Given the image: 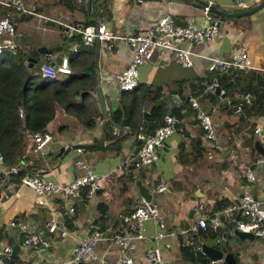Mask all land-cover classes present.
Segmentation results:
<instances>
[{
  "label": "crops",
  "instance_id": "obj_1",
  "mask_svg": "<svg viewBox=\"0 0 264 264\" xmlns=\"http://www.w3.org/2000/svg\"><path fill=\"white\" fill-rule=\"evenodd\" d=\"M23 1L35 10L37 7L39 14L51 20L31 16L18 20L14 26L16 32L13 40L16 49L26 53L37 47H46L57 57L54 65L61 57L69 60L72 55L75 88L78 87L75 105L83 106L84 112H75V119L59 112L52 124L53 141L43 153L30 150L11 162L12 167L20 165L27 168V174H40L50 181L64 184L83 174V170L75 164L80 159L95 173L108 176L92 197H87L83 188L76 197L64 199L60 195H53L39 204L31 188L18 185L15 177L6 174L10 169L9 163L0 164V189L8 191L7 197L0 200V251L10 247L9 254L4 255L9 264H59L70 257L73 247L89 233L90 225H94L104 238L113 236L123 228L121 217L143 198L139 184L152 195V203L159 205L168 227L177 230L186 229L200 218L213 216L218 211L217 203L236 208L242 195L247 192L264 208V164L254 162L262 158L255 149V142L259 141L264 147L263 115L258 113L246 120L241 119L239 106L232 105L227 96L222 98L221 91L214 103L206 98L211 91L215 93V87L209 81L213 76L208 59L230 58L240 48L246 49L251 68L240 73L225 72V75L230 76L231 81L239 77L237 88L253 86L264 90V8L248 18L220 21L213 41L192 45L190 68L181 67L176 62L175 53L165 50H155L149 61L138 68L137 93L146 89L150 93L159 92L156 105H163L167 114L171 110L179 111L178 114H171L177 120L174 132L157 149L158 159L154 166L143 167L141 176L139 169L132 168L140 146L135 134L140 126L145 127L140 121L149 117L150 102L147 100L145 105L141 102L130 114L138 128H121L109 122L111 114L118 108L131 111L128 107L131 93L124 95L117 89L116 82L117 75L131 62V48L121 40L82 46L78 36L71 40L64 39L61 28L54 21L63 20L78 26L85 22L103 24L110 33L123 35L138 33L165 14L172 15L179 25H184L188 20L200 24L204 8L201 1L227 13L243 9L237 8L233 0H143L142 3L137 0H75V9L68 8L65 0ZM90 1H94L93 7H87ZM243 1L249 8L259 0ZM73 46L76 47L75 51ZM41 61L42 56L34 65L36 73ZM98 87L107 117L100 107L96 92ZM192 99L211 116L222 150H217L204 140L195 111L189 104ZM249 101H253V97H249ZM144 113H147L146 116ZM124 118H127V113ZM261 123L262 133L257 136L254 130ZM114 129L116 135L113 134ZM93 144L96 146L83 147ZM77 149H81V152ZM124 162L127 165L123 174L116 173ZM240 163L253 164L255 180L252 183L246 181L239 168ZM159 183L166 184L168 190L153 193ZM70 208H73L72 212ZM239 218L238 210L232 211L230 216L221 217L218 236L205 239L202 244L220 247L224 242L223 253H230L236 264H264V242L236 236L235 221ZM51 219L56 223L53 233L45 230L46 223ZM12 221L26 223L36 231H44L43 235L50 241L49 248L37 252L26 246L24 235L9 227ZM62 231H65L63 236ZM186 236L182 234L173 241L170 250L163 251V257L169 264H184L179 253V241ZM14 247L17 250L12 252ZM144 248L145 244L141 243L135 251L130 252L136 264H147ZM95 254L97 259L85 264H101V259L114 264L119 249L105 239L96 244Z\"/></svg>",
  "mask_w": 264,
  "mask_h": 264
},
{
  "label": "built area",
  "instance_id": "obj_2",
  "mask_svg": "<svg viewBox=\"0 0 264 264\" xmlns=\"http://www.w3.org/2000/svg\"><path fill=\"white\" fill-rule=\"evenodd\" d=\"M77 1L81 2L82 0ZM233 1L237 8H246L243 0ZM137 2L142 3L143 0H137ZM0 5L39 20H51L39 14L34 7L27 6L23 0H0ZM54 23L61 28L64 39L71 40L78 36L81 45L85 47L92 46L94 42L121 40L131 48V62L116 77L117 89L120 92L132 91L138 86V68L149 61L155 50L173 51L176 55V62L183 68H190L193 55L192 45L213 41L218 31L217 21L212 18L209 7L203 8V20L200 24L188 20L184 25H179L172 15L165 14L148 28L138 33L123 35H114L107 31L103 24L98 23L85 26H78L63 20L54 21ZM15 32L14 25L7 18L0 19V53L4 49L15 51L17 47L13 41ZM72 49L75 51L76 47L73 46ZM56 60L57 57L54 53L42 56V61L38 67L41 77L55 80L72 73L68 58L61 57L57 64L52 65ZM208 60H210L209 70L211 71H242L251 68L245 48L238 49L235 55L227 59L209 58ZM212 85L217 87L216 83ZM190 106L195 111L196 119L203 131L204 140L211 143L217 150H222V147L218 145L216 127L209 113L193 99L190 101ZM23 116V112L20 110L19 117L23 118ZM176 122L175 117L167 114L163 117L162 124L152 133H147L143 126L138 128L135 138L140 142V146L133 164L134 169L138 170L150 166L157 161V149L174 132ZM262 126L263 123L256 126L255 135H261ZM113 134H117L116 129H114ZM32 141L33 148L31 151L42 154L44 149L53 141V134L52 132L34 133ZM77 151L81 152V149H77ZM254 162L264 164V158L259 157ZM2 163L4 164V158L0 153V164ZM75 164L83 170V174L69 183L58 184L40 174H24L18 185L31 188L39 204H43L46 198L53 195H60L64 199L76 197L83 188L86 189V196L92 197L101 188L103 180L108 175L95 173L83 160L77 159ZM126 165V162L120 164L116 173L123 174ZM252 165L251 163L239 164L241 172L249 183L255 180ZM18 172L17 167H10L6 174L11 176ZM262 188L264 189V184ZM167 190L166 184L159 183L153 193H163ZM7 195L8 191L0 189V200L6 198ZM237 210L240 218L235 221V229L239 232L251 233L264 242V208H261L260 202L248 192L242 195L236 208L231 205L224 206L213 216L200 218L184 230L168 227L159 207L141 198L129 213L121 217L123 228L119 232L104 238V235L94 225H90L89 233L73 247L70 257L62 260L59 264H85L96 260L95 246L99 241L105 239H109L119 249V256L114 264H136L130 252L135 251L141 243L145 244L144 258L147 264H169L167 259L163 257V251L170 250L173 241L177 240L180 235L195 234L199 229L206 227L218 231L221 217L230 216L232 211ZM69 211L72 212L73 208H70ZM9 227L19 230L24 235V244L37 252L46 250L50 246L49 239L43 235L44 231H36L28 224L17 221L10 222ZM45 230L49 233L56 230V223L53 219L46 223ZM61 235H65V231H62ZM198 251L203 254L201 247L198 248ZM9 252L10 247L0 251V264H5L3 257ZM100 261L101 264H109L104 259ZM222 262L223 259H220L210 261L209 264H221Z\"/></svg>",
  "mask_w": 264,
  "mask_h": 264
},
{
  "label": "trees",
  "instance_id": "obj_3",
  "mask_svg": "<svg viewBox=\"0 0 264 264\" xmlns=\"http://www.w3.org/2000/svg\"><path fill=\"white\" fill-rule=\"evenodd\" d=\"M65 1L68 8L75 9V0ZM36 10L40 12L37 7ZM210 14L217 22H233L249 17L220 18L212 12ZM25 17L30 16L0 5V19L7 18L15 27L17 21ZM88 24H92V22L82 23L81 26ZM72 62L73 58L71 55L68 64L69 67L71 66L72 73L69 76L64 79L51 80L41 77L39 71L36 73L34 66L28 68L26 56L20 49H15L14 52L10 49H4L0 53V153L4 158V163L15 162L16 158H21L32 150V136L34 133L52 132L53 121L59 112L75 119V112L84 110L83 106L75 105L74 98L78 87L75 88V73L72 68L74 64ZM227 73H230V71H227ZM212 76L213 78H209L211 85L216 83L223 95L230 98V103L239 106L242 115L241 119L246 120V118L255 116L258 113L264 116L263 89H257V87L253 86L237 88L236 82L239 77L231 81L230 76L225 75V72L222 71H212ZM137 87L132 91L123 92L124 95H126L125 93H131V102L128 105L131 111L128 112L124 108L122 110L118 108L111 114L109 122L115 126L119 125L121 128L125 126L135 128L134 126H137V124H134L136 122L132 121L130 114L141 105V102L142 105H145L148 100L151 104L149 117L142 119L140 122L145 125L146 128L143 127L147 133H152L162 124L163 117L167 115V111H165L163 105H156V101L160 97L159 92L150 93L146 89L138 94L139 90ZM80 88L81 86H79ZM234 94H239V96L234 97ZM218 96V94L211 91L206 95V98L209 102L212 101L214 103ZM249 97H253V101L250 102ZM20 110L23 112V118L19 117ZM126 113L127 118L125 119ZM178 113L179 111L171 110L169 115ZM178 117L180 118L179 115ZM140 122L138 121V125ZM136 132H138L137 129ZM17 168L19 172L16 175H12V177H15L18 180L17 183H19L21 177L27 174L25 172L27 168L20 165ZM223 207L220 203L216 205L218 211ZM204 229L201 232L197 231L195 234L187 235L183 240L180 239L179 253L184 264H209L210 260L204 254H201L198 248L201 247L205 239H215L218 233L208 227Z\"/></svg>",
  "mask_w": 264,
  "mask_h": 264
},
{
  "label": "water",
  "instance_id": "obj_4",
  "mask_svg": "<svg viewBox=\"0 0 264 264\" xmlns=\"http://www.w3.org/2000/svg\"><path fill=\"white\" fill-rule=\"evenodd\" d=\"M103 1L104 0H102V2ZM200 3L203 7H209L210 12L214 13L216 16H218L220 18L248 17V16H251V15L255 14L256 12H258L259 10L264 8V0H259L254 6L240 10V11H236L233 13H227V12L219 11L214 6L209 5L208 3H205L202 1ZM93 5H94V1L87 2V7H93ZM217 24H218L217 26L219 27L220 21H218ZM50 53H52V50L47 49L46 47H37L36 49H33L31 51L24 53L26 56L27 67L32 68L34 65L38 64L41 56H44V55H47ZM52 65H54V64L52 63ZM220 91H221L220 87H215V93L216 94H220ZM96 92H97V97H98V100L100 103L101 110L104 113V115L107 117V114L105 111V104L103 101V96L101 94V89L98 87L96 89ZM221 97L224 98L223 93H221ZM159 102H161V100H159ZM146 114L147 113H144V116H146ZM138 144H140V142ZM94 146H96V144L83 145V147H85V148L94 147ZM255 149L258 152V154L264 158V147L259 143V141L255 142ZM62 150L63 149H60V151H62ZM12 165H13V163L9 162V167H12ZM150 166L153 167L154 164H152ZM142 170H143V168L138 170L141 176H143ZM138 187H139L140 194L143 197V199H145L149 203H152L153 197L151 194L148 193L147 189H145V187L141 186L140 184L138 185ZM157 206L159 207V205H157ZM198 231L200 232L201 229H199ZM235 234L240 239H250V240H254V239L258 240L259 239L258 237L252 235L251 233H243V232L237 231ZM224 248H225L224 242L222 243V245L220 247H212V246H208L206 244L201 245L202 253L210 261H216V260L223 259V262L221 264H236L233 256L230 253H225V254L223 253ZM12 250H13L12 252H15L17 250V247H14ZM3 262L5 264H9L8 258L4 257ZM80 264H84V263H80Z\"/></svg>",
  "mask_w": 264,
  "mask_h": 264
},
{
  "label": "rangeland",
  "instance_id": "obj_5",
  "mask_svg": "<svg viewBox=\"0 0 264 264\" xmlns=\"http://www.w3.org/2000/svg\"><path fill=\"white\" fill-rule=\"evenodd\" d=\"M66 48V46H64V49ZM67 49H68V46H67Z\"/></svg>",
  "mask_w": 264,
  "mask_h": 264
}]
</instances>
